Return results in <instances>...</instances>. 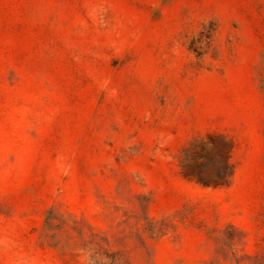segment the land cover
<instances>
[{"label":"rangeland","instance_id":"1","mask_svg":"<svg viewBox=\"0 0 264 264\" xmlns=\"http://www.w3.org/2000/svg\"><path fill=\"white\" fill-rule=\"evenodd\" d=\"M0 264H264V0H0Z\"/></svg>","mask_w":264,"mask_h":264}]
</instances>
